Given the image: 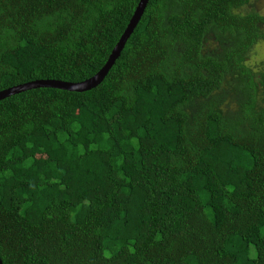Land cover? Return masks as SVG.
<instances>
[{
    "label": "trees",
    "instance_id": "16d2710c",
    "mask_svg": "<svg viewBox=\"0 0 264 264\" xmlns=\"http://www.w3.org/2000/svg\"><path fill=\"white\" fill-rule=\"evenodd\" d=\"M139 0H0V91L84 81ZM251 0H148L96 87L0 100L2 264H264V41Z\"/></svg>",
    "mask_w": 264,
    "mask_h": 264
},
{
    "label": "water",
    "instance_id": "95a60500",
    "mask_svg": "<svg viewBox=\"0 0 264 264\" xmlns=\"http://www.w3.org/2000/svg\"><path fill=\"white\" fill-rule=\"evenodd\" d=\"M148 0H139L136 8L133 11V14L124 29L123 33L121 34L119 40L111 50L105 64L101 67V69L96 72L93 76L90 78L76 83H70V82H62L59 80H35L31 82H27L24 84H20L14 87H10L8 89L0 91V100L26 91L30 89H36V88H55V89H61L66 91H73V92H84L87 90H90L97 85H99L106 74L108 73L109 69L114 64L115 60L119 56L121 50L123 49L128 37L131 35L132 31L134 30L136 24L138 23L140 17L143 14V11L147 5ZM0 264H2L0 260Z\"/></svg>",
    "mask_w": 264,
    "mask_h": 264
},
{
    "label": "rangeland",
    "instance_id": "374dc122",
    "mask_svg": "<svg viewBox=\"0 0 264 264\" xmlns=\"http://www.w3.org/2000/svg\"><path fill=\"white\" fill-rule=\"evenodd\" d=\"M249 11L264 15V0H251L249 4L242 9V12ZM246 64L251 66L254 70L264 67V41H259L253 46L247 56Z\"/></svg>",
    "mask_w": 264,
    "mask_h": 264
}]
</instances>
